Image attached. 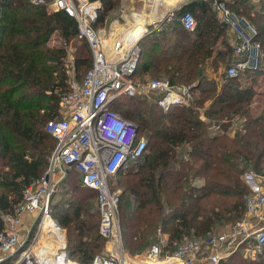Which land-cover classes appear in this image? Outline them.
<instances>
[{
    "label": "trees",
    "instance_id": "trees-1",
    "mask_svg": "<svg viewBox=\"0 0 264 264\" xmlns=\"http://www.w3.org/2000/svg\"><path fill=\"white\" fill-rule=\"evenodd\" d=\"M99 1L103 23L121 0ZM226 2L258 31V70L237 78L219 74L234 53L227 26L211 2L193 0L178 10L172 23L139 40L141 56L134 76L145 81L164 74L174 85L192 86L191 107L165 112L154 100L138 96L118 98L110 106L135 123L138 137L148 141L144 156L119 175L120 224L131 257L146 253L161 234L168 238L165 256L175 252V243L229 230L246 214L245 199L252 190L245 175L264 177V100H257L264 76V0ZM186 11L197 20L195 31L180 23ZM53 36L60 45L51 43ZM70 42L82 80L92 66V55L88 42L78 37L75 18L48 4L0 0V232L2 215L16 210L23 190L49 166L57 141L46 126L61 117L60 99L69 86L64 44ZM63 184L61 197L51 200V218L67 232L68 259L93 264L106 243L99 232L100 211L90 203L97 193L81 185L75 168ZM247 248L242 244L220 264H264L247 260Z\"/></svg>",
    "mask_w": 264,
    "mask_h": 264
},
{
    "label": "built area",
    "instance_id": "built-area-1",
    "mask_svg": "<svg viewBox=\"0 0 264 264\" xmlns=\"http://www.w3.org/2000/svg\"><path fill=\"white\" fill-rule=\"evenodd\" d=\"M30 1L34 5L48 4L51 10L63 11L76 19L78 37L89 44L92 66L80 80L75 61H66L69 86L60 99L61 117L50 120L46 126L57 144L45 173L23 190L22 201L14 212L2 215L0 261L19 254V264H79L68 259L66 240L63 247L49 249L41 255L36 252L40 231L27 247L21 233L26 213L42 215L40 228L45 218L51 217L50 203L58 191L59 180L73 168L79 172L81 185L97 193L96 203L101 214L99 232L106 241V253L96 255L93 264H220L242 244L249 246L246 251L252 248V257L264 254V177L250 173L246 174L252 189L245 199L246 214L230 230L175 243V252H167L165 256L168 238L163 234L159 242L137 259H132L124 247L121 191L115 184L120 172L144 156L148 141L144 136L138 137L135 123L112 111L110 106L118 98L138 96L154 100L165 112L176 106L191 107L192 86L174 85L162 75L145 81L134 76L141 56L139 40L151 30L175 20L178 10L193 0H175L160 17L156 13L163 11L164 0H153L145 12L124 7L119 18L109 22L106 18L103 23L99 22L103 9L99 0ZM203 1L211 2L221 22L233 34L234 53L225 70L226 76L237 78L249 70H258L262 46L256 27L225 0ZM180 23L187 31L197 28V20L190 11L180 17Z\"/></svg>",
    "mask_w": 264,
    "mask_h": 264
},
{
    "label": "rangeland",
    "instance_id": "rangeland-1",
    "mask_svg": "<svg viewBox=\"0 0 264 264\" xmlns=\"http://www.w3.org/2000/svg\"><path fill=\"white\" fill-rule=\"evenodd\" d=\"M123 1L124 0H121V2H120V4H118V6L117 7H115V9L114 10H112L110 13H108V16L106 17L107 18V20H108V22L111 20H114V19H116V18H119L120 17V13H121V4L123 3ZM153 0H133V1H131V4L132 5H130V6H132L133 8H136V9H138V10H140V11H148L150 8V4H151V2H152ZM250 1V3L252 4V0H249ZM257 2L259 1V0H256ZM128 5V4H127ZM171 6V4H170V2H168V3H166L165 4V6H164V12L169 8ZM127 9H130L128 6L126 7ZM147 9V10H146ZM164 12H162V13H159V14H157L156 13V16L157 17H160ZM151 17L153 16L152 14L150 15ZM154 17V16H153ZM169 23H172V22H167V23H164V24H169ZM164 24H162V25H164ZM138 29V28H137ZM152 31V30H151ZM227 34V38H228V35H229V32H227L226 33ZM61 42L62 41H60V39H58L57 37H55V36H53L52 37V39H51V43L52 44H56V45H60L61 44ZM67 60L66 61H70V60H74L75 61V48H74V46H73V44H72V42H70L69 44H67ZM226 68H227V63H225V64H223L221 67H220V71H219V74L221 75V74H223L224 72H225V70H226ZM156 76H159V75H156ZM156 76H154V77H156ZM162 76H167L168 78H169V76L168 75H164V74H162ZM170 79V78H169ZM259 85V87H257V90H258V92L260 91V95H259V97H257V100H258V102H260L261 100H264V76H263V78H261L260 80H259V83H258ZM133 165V164H132ZM129 169V168H128ZM127 170V169H126ZM68 175V174H67ZM67 175L62 179H60L59 181V184H58V191L56 192V194H54L56 197H61V195H62V192H64V190H65V187H64V180H65V178L67 177ZM255 177V176H254ZM245 181H246V175H245ZM246 183H247V181H246ZM116 188L117 189H119L120 191H121V193H123V187L121 186V184H120V181H119V179H118V181L116 182ZM252 190V189H251ZM86 193V192H85ZM90 203H91V205H92V209H98V206H97V203H96V199H93V200H91L90 201ZM38 217H40V215L38 216ZM37 217V218H38ZM43 217L41 216V219H42ZM46 218H50V217H46ZM45 218V219H46ZM52 219V218H51ZM36 221H38L37 219H36ZM41 222H42V220H41ZM41 225V224H40ZM40 225H39V228H38V230H37V232L39 231V229H40ZM37 226V225H36ZM34 229V228H33ZM33 229H32V231H33ZM35 230V229H34ZM37 232H36V234H37ZM35 237H32L31 239H32V241H33V239H34ZM58 238V239H57ZM51 240V239H50ZM48 240L49 242H50V244H49V249L50 250H52V251H54V249L56 250L57 249V247H62V241L60 240V237H54V239L53 240ZM67 243H68V238H67ZM37 245H39V243H37ZM67 247V246H66ZM248 248H249V246H248ZM104 253H106V244H105V250H104ZM104 253H102V254H104ZM145 254V253H144ZM252 248H250V250L249 251H245V255H246V257L248 258L247 260H263L264 261V254H253V257H252ZM20 258V255L18 256V259ZM132 259H137V258H139V256L137 257V256H135V257H131ZM253 258V259H252ZM18 259H16L15 261H19Z\"/></svg>",
    "mask_w": 264,
    "mask_h": 264
},
{
    "label": "crops",
    "instance_id": "crops-1",
    "mask_svg": "<svg viewBox=\"0 0 264 264\" xmlns=\"http://www.w3.org/2000/svg\"><path fill=\"white\" fill-rule=\"evenodd\" d=\"M131 1H133V0H124L123 1V3L121 4V11H122V9L124 8V7H132V6H130V5H132L131 4ZM157 1V0H156ZM225 1H234V0H225ZM168 2H170V4H171V6L169 7V8H171L172 7V5H173V3L175 2V0H164V6H165V4L166 3H168ZM257 1L256 0H252V3H256ZM128 4V5H127ZM185 6V5H184ZM147 10V9H146ZM162 10H164V7H163V9ZM162 12H164V11H161L160 13H162ZM157 14H159V13H157ZM151 18H153V16L151 17ZM161 27V26H160ZM159 28V27H158ZM135 30H138L137 28H135ZM228 39H229V41L231 42V43H233V34L231 33V32H229V35H228ZM147 79H149V78H147ZM146 79V80H147ZM217 80L218 81H222V79H221V76H218V78H217ZM259 85V84H258ZM257 87H259V86H257ZM204 119L205 120H207L205 117H204ZM37 217H38V214L35 212V213H26L24 216H23V220H24V224H23V226H22V230H21V233H22V238L25 240V247H27V246H29L30 244H31V232H32V227H33V225L35 224V221H36V219H37ZM54 220V219H53ZM62 229V228H61ZM230 230V229H229ZM225 231H228V230H226L225 229ZM62 235L65 237V240H66V245H67V232H66V230L65 229H62ZM63 237V238H64ZM62 238V239H63ZM54 239V237L51 239V240H53ZM50 240V241H51ZM60 240H61V238H60ZM62 241V240H61ZM49 244H50V242L49 241H46V248H45V250H44V253L47 251V250H49ZM24 247V248H25ZM18 256H19V254H17V256L15 257V256H10V257H7V258H5V259H3L2 261H0V264H5L6 263V261H8V264H18L19 263V261H15L16 259H18ZM141 256V255H140ZM13 257V258H12ZM19 260V259H18Z\"/></svg>",
    "mask_w": 264,
    "mask_h": 264
},
{
    "label": "bare ground",
    "instance_id": "bare-ground-1",
    "mask_svg": "<svg viewBox=\"0 0 264 264\" xmlns=\"http://www.w3.org/2000/svg\"><path fill=\"white\" fill-rule=\"evenodd\" d=\"M136 33H138V30H134ZM50 217V216H48ZM40 234H39V239L37 243L36 252H40L41 255H44V250L46 248V241L52 239L53 237H60L62 240V247L65 244V237L62 235V229L58 227L57 223L55 220L50 218H46L44 220V223L42 224L40 228ZM64 237V238H63ZM63 238V239H62ZM58 239V238H57ZM55 250V249H54ZM56 257H53V261L56 262ZM63 256L60 258V262H62ZM150 264H159V262H152Z\"/></svg>",
    "mask_w": 264,
    "mask_h": 264
},
{
    "label": "water",
    "instance_id": "water-1",
    "mask_svg": "<svg viewBox=\"0 0 264 264\" xmlns=\"http://www.w3.org/2000/svg\"><path fill=\"white\" fill-rule=\"evenodd\" d=\"M19 264V263H18Z\"/></svg>",
    "mask_w": 264,
    "mask_h": 264
}]
</instances>
